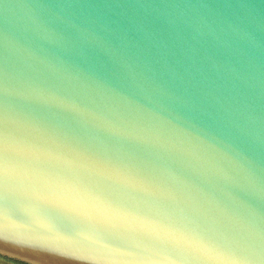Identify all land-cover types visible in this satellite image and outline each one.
Returning a JSON list of instances; mask_svg holds the SVG:
<instances>
[{
    "label": "water",
    "instance_id": "95a60500",
    "mask_svg": "<svg viewBox=\"0 0 264 264\" xmlns=\"http://www.w3.org/2000/svg\"><path fill=\"white\" fill-rule=\"evenodd\" d=\"M91 257L264 264V0H0V259Z\"/></svg>",
    "mask_w": 264,
    "mask_h": 264
},
{
    "label": "snow or ice",
    "instance_id": "6c2138e0",
    "mask_svg": "<svg viewBox=\"0 0 264 264\" xmlns=\"http://www.w3.org/2000/svg\"><path fill=\"white\" fill-rule=\"evenodd\" d=\"M6 238H9V241L10 242H17V241H24V240H29V241H36L32 238H29V237H25L23 236L22 234H12V235H5ZM49 250H53L51 248H49ZM55 253L56 255H59L63 258H71V257H68L65 255V253L61 252V251H56L55 250ZM88 259V262L89 264H111V262H102V261H99L98 259H96L95 257H91V258H87Z\"/></svg>",
    "mask_w": 264,
    "mask_h": 264
},
{
    "label": "rangeland",
    "instance_id": "374dc122",
    "mask_svg": "<svg viewBox=\"0 0 264 264\" xmlns=\"http://www.w3.org/2000/svg\"><path fill=\"white\" fill-rule=\"evenodd\" d=\"M0 264H14V263L0 259Z\"/></svg>",
    "mask_w": 264,
    "mask_h": 264
}]
</instances>
